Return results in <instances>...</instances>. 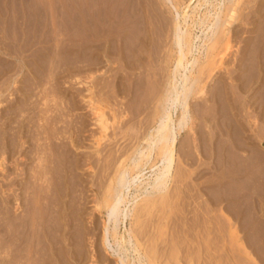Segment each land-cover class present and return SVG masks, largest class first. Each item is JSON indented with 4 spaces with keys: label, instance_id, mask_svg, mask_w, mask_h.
<instances>
[{
    "label": "bare ground",
    "instance_id": "obj_1",
    "mask_svg": "<svg viewBox=\"0 0 264 264\" xmlns=\"http://www.w3.org/2000/svg\"><path fill=\"white\" fill-rule=\"evenodd\" d=\"M92 1L93 0H91L90 2H92ZM102 1H101V3H97V2L96 3H89L87 5V9H82V6H80L81 8H79V11L77 9L78 12L76 14V18H75L76 20L75 21H77L78 26H79L78 29H80L79 34L86 31L88 35L84 34L85 39H81V38L79 39V37H78L79 40L77 41V43H75L76 44V46L74 47L75 50L73 49L72 51L76 52V53H74L77 55V56L75 55V59H78V58L84 59L87 57L88 60H90L91 62L93 61V63L94 62L98 63V61L101 59L100 56H104L107 62L119 63L121 65V68L124 67L126 69H129V71L131 70L132 72H134L135 70H138V72L134 76L127 75V74H126L127 76L121 75L123 77L122 81H120L119 85L116 86V88L118 89V92L120 91L121 93H123V95L125 94L127 97H131L132 98L131 100L133 103L138 102V106H139V103H141L140 104L141 107H138L139 109L137 108L136 112L132 111L130 113H129V111H131L129 109L130 107L128 109H125L123 107L124 110H129V111L122 110L121 112L115 108V110L112 111L113 119L112 118L111 119L113 121L109 120V118L106 116L104 108H103V106L105 105L104 101L108 98V96L106 95V98L103 99L104 98L103 97L104 90H103V94H101V92H102L101 91L100 94H98V95H96L95 93L99 92V90L96 91V89H95L96 92L93 91L94 88H96L102 82L100 81L101 82L100 84L98 83V81L96 82L97 76L91 75V74H93V72H91V74H87L90 76L86 75L87 76L86 81L83 82L82 79L85 76V73H84L85 71L82 70V72H80V73H83L84 76L82 74L80 75L77 72L78 75L82 76L80 83L87 85V94H85V95L83 94L84 96H82V98H83L82 101L84 102L87 109L89 110V112L94 117V125L96 126V128L98 130L97 131L98 136L94 139V141H95L94 142V145H95L94 155L97 156V161L101 162L100 157L102 155V151L106 150L105 148L107 146H111V143L109 141L110 140V134L112 136H114L115 135V133H114L115 129H118V128L122 129L121 127L125 126L129 122L133 123V119L135 117H133V119H128L127 116H129V114H131L132 116L134 115L136 117L138 116V118L140 115L145 114V117H144V119L140 118L141 120H138V121L134 119L135 122L133 123V126L135 128H137L138 130H136L132 134H128L127 137L129 139V143H127L123 147L121 145L120 148L115 149L114 151L112 150L113 148L111 147V149L109 150V155H108V157L111 155V158H110L111 160L107 161L109 159H107V160L104 159V163L101 165L99 172L96 171L97 175L95 174V176L98 177L100 180V183H99L100 187L98 186V184L95 185V182H94V185L96 187L98 186L100 191H98V193L95 194L96 204L93 205V207L95 206L94 210L97 213L102 215V220L100 221L101 222V224H100L101 228L99 227L100 228V238L98 237L99 240L97 241V242H99V244L98 243L94 244V240L92 239L93 238L92 234H91L92 237L88 238V240L90 241V243H89L90 246H88V247H90V250L88 249L87 246H86L87 249L85 248V240L87 241V237L90 236V232H89L90 230L87 229L85 226L83 227V224L85 225V223L83 221L81 222V224L83 223L82 227L80 226L81 228H78V229H77V226L75 227L76 223H74L75 221L77 222V220L81 221L82 217L85 216V214L87 212L85 204L84 205L80 204V207H79L78 206L79 204L76 205L74 203L75 201L69 202L68 200L66 201L64 199L67 196H69V191L73 190V189H70V183H72L71 182L72 180L69 181L68 179H70L69 176L71 173L76 172V170H78L77 169L79 167L78 160L77 161L74 160L75 163L73 161L72 164H69L71 162L70 158H69V160H67L65 158V156L63 155V151H62V153L61 152L59 153L57 150L59 146L57 147V145L55 143H49L51 145L55 144V145H52L51 149H46L45 148L46 146L44 147L43 144L33 146L34 148H32L30 146L34 150H32L28 153L27 158L33 159V160L35 158L36 165L33 164L34 168L30 167L31 169H33V170H31L32 173H30V175L32 177L30 179H32L34 181H32V180L30 181V179L28 180L29 182L27 181L28 182L27 183V193H28L27 195L31 196L32 194L29 195V193H30L29 191H31L33 189H37L38 190L37 193H35L34 196L32 195V197L34 198V200L32 198V200L34 201V204H35V199L37 198V197H35V195H37V194L43 195L44 193H46V195H45L46 197L48 196L50 198V202H47L44 199L46 201V203L43 200V202L45 204L41 202L43 205L40 204L41 207L38 209L37 204H38L39 200L36 199L38 202L36 201V204L34 205L33 201L30 200V197H27V227H26L27 228V264H29V261L31 259H33V261L37 260L38 264H159V261L162 258L161 257L162 255L159 252V254L161 255L160 256L161 258L159 259L158 250L155 246V244H156L155 243L156 242L155 237H160L158 235H160V233L163 234L164 231L163 232H162V230L160 231V229H161V228H159L160 226L157 227L159 224L156 225L154 223L153 220H155V219L160 220L161 222H162V220L159 219L160 215H157L158 213L157 214L155 213L156 215L153 214L152 210L155 209L154 207L157 206L158 204L159 205L157 207H159L161 204H163L164 206L166 204L168 206V203H170V201L174 199L175 194L177 195L180 193V191L178 193L177 189H179L180 185H182L181 182L185 181L183 179L181 181V179H180L181 174L185 173V172H183L185 170H181L180 166L176 164V161L178 159V162H179V159H180V162L186 161L187 164L188 163L190 164V162H188V161H192L193 155L189 151L183 152V150L177 149V145H178V136L181 134L182 131H184L185 129H188L187 131H190V133L196 132L195 128L199 122L197 123V117H196L197 115H195V111H194L195 109L193 110V108H192L193 105H192L191 100H193V99L201 100L204 97V100H205V97L208 96L207 97L208 101H210L211 104L213 103L212 109L214 108V110H215V108H216V110H217L218 107L220 106V104L222 107L221 109H223V111H222L223 113L221 112V114H222L221 117H223V119L222 118H221L222 120L220 119L221 122L218 121V127H217L219 132H220V137H221L220 141L218 140L219 143L217 145L211 146L209 144L210 142L206 144L203 140L204 144H206V145H204L205 146L204 152L210 153V156L211 157L214 156V159H216V162L214 161L215 163L212 164L213 167L211 166V170H213L212 171L213 173L211 172L212 175H210V177L212 176L211 181H214L213 188L214 187L215 188L213 190L215 191V189H216V191H217V189H218L220 191V189H221V190L226 191V189L228 187H233L235 185L237 186L238 183L240 184L241 181L239 182V180H244V181L246 180L247 182L249 179L254 180L256 177L255 169H258V168H260V172H261L260 176H262V180L264 182V147H263V149L257 148L258 146L256 148H254V146H252L253 144L250 145L251 142L249 140H251V139L249 137H251V135L247 138L244 136V133H245V127L244 126L245 125H243V123H242V118H243V120L244 119L246 120L248 125L250 124V126L253 127V126H257L256 125L258 123L257 120L260 121V120H263L262 118H264V56H261L262 54L257 55V56L252 54V52H251L252 43L256 42L255 39H253V37L255 38L256 36H253V37L249 36V35L253 34V32H254V30H253L254 28H252V27L254 25L256 17L258 18L259 14L262 13L261 11H263L262 8H264V7L262 5L263 4L262 0H163L164 3L167 6H169L170 9H172L171 11H174L176 14V16H174V19L172 22L173 25L171 24L172 27H171V30L169 32L170 37H168V38H171V41H172V42H170V44H171L170 52L169 51L167 52V49L165 50V48H167V43H166L167 42L166 41L167 40V36H166L167 30L166 29H167V25L170 23H168L166 25L165 19H164V17H162V19H164L163 20L164 22L162 21L163 23H161L159 25L154 24L152 18L155 15L153 14L154 11H152V9L154 10V7H156V6H154V4H152L153 2L151 0H148V2H147V0H130V1L128 0L129 2L111 0L113 2L110 4L107 2H105L107 4H105L104 2L102 3ZM94 2H95V0H94ZM186 2H188V3H186ZM29 3H31V2H29ZM77 3H78V1H77ZM253 3L256 4V8H254L255 5L253 6ZM71 6H69V7H71ZM152 6H154V7H152ZM47 7H49V6H47ZM50 8H51V6H50ZM39 9H41V8H39ZM48 10H49V8H48ZM111 11L114 13L113 17L111 16V13H110ZM155 12L158 13L157 11H155ZM106 13L108 14V16L104 17V16H106ZM109 14H110V16H109ZM96 15L97 16L103 15V17L105 18L104 20H102L104 22L103 24L98 25V26L96 25L95 20H94L95 19L94 17ZM60 16H62V15H60ZM70 16H72V15H70ZM63 18H64V16H63ZM98 19H99V17H98ZM263 19H264V17H263ZM155 20H156V18H155ZM97 23H99V22H97ZM263 23H264V20H263ZM95 27H97V29H98L97 33H94ZM259 27H261V26H259ZM65 28H67V27H65ZM92 29H93V31H92ZM76 31H78V30H76ZM197 31L200 34H198ZM262 31L263 30H261V33H262ZM78 32H76L77 36L79 35ZM95 32H96V30H95ZM256 32H257V30H256ZM258 32H260V31H258ZM92 33H94V34H92ZM156 34H157V37L159 40L157 39V37H155ZM243 34H247L246 38L244 37V39H242V37L244 36ZM82 35H83V33H82ZM255 35H256V33H255ZM33 36H35V35H33ZM72 36H73V38H75L74 35H71L69 37H72ZM37 37H38V35H37ZM257 37H258V34H257ZM260 37H261V39H263L262 36H260ZM48 38H50V37H48ZM239 38H241L242 40ZM238 39L240 42L243 41L244 45L240 49V51L237 53L238 54L237 58L235 57L236 58V64H235V62L233 63L234 65L232 64L233 66H235L234 69L232 70L231 69L232 67L229 65V62H230L229 58L232 55L234 56V51H233V48L235 46L234 42H236V40H238ZM261 39H259V40H261ZM58 40H59V38H58ZM48 41H50V40H48ZM60 41H61V39H60ZM261 41H263V40H261ZM261 41H259V42H261ZM34 42H35V40H34ZM64 43H66V42H63V45L65 46ZM257 45H258V43H257ZM260 45H263V44H260ZM58 46H57V48H58ZM72 46H74V45H72ZM168 46H169V44H168ZM57 50H60V49H57ZM54 51H56V50H54ZM52 52H53V50H52ZM262 53H264V52H262ZM255 54H256V52H255ZM44 55H45V53H44ZM63 55H65V54H63ZM98 55H100V56H98ZM235 56H236V54H235ZM60 57H62V56H60ZM72 57H74V56H72ZM36 58H38V57L36 56ZM70 58H69V61H70ZM231 59L233 61V58H231ZM38 61H40V60H38ZM82 61H84V60H82ZM234 61H235V59H234ZM76 63H78L77 60H76ZM90 63H88V64H90ZM162 63H164L167 67H171L168 75H164L162 73V71H164L163 70L164 66H161ZM79 66L80 65H78V67ZM84 66H85V64H84ZM92 66L94 68V65L91 64V67ZM228 66L231 68H229ZM96 67L97 66H95L94 69H96ZM118 67L120 70L119 65H118ZM114 68H112L110 73L108 71H107V73H109L110 75L112 74L111 73L112 71H113V73H115L116 69L114 71ZM122 69H121V71H122ZM91 70H93V69L91 68ZM91 70H89V72ZM117 70H118V68H117ZM221 70L228 71V74H229V76H231V78L233 76V80H234L233 83H235V85L233 86L230 83L227 84L228 82L224 83L221 80L223 78H221L220 80L217 79L218 83L220 84V87H218L219 89L215 88L214 89L215 93L212 92L213 94H211V89H210L211 86H206V83L208 80L214 79L216 77V75L218 74V72L220 73ZM100 71H101V69H100ZM124 71H126V70H124ZM226 71H225V74H226ZM244 72H247V74L243 75ZM144 74L146 76V79H145V76H143V77L146 81L148 79H151V81H153V80L155 81V85L154 84L151 85L152 82L149 80L146 82L147 84L145 85L146 89L147 88L149 89L151 87V90H154V89L156 90V91L154 90L153 96L150 95L148 93V91L146 92V89H145V86L143 83L144 80H143V77H141ZM110 75L108 76V78H110ZM71 76H72V74H71ZM104 77H106V80L108 81L107 76H103V78ZM147 77H148V79H147ZM149 77H151V78H149ZM98 78H100V77H98ZM119 80H121V79H119ZM149 82H150V84H149ZM103 83H104V81H103ZM231 83H232V81H231ZM148 84H149V86L150 85L151 86L150 87L147 86ZM79 85H81V84H79ZM103 85H105V84H103ZM106 85H108V84H106ZM229 85H232L233 88L232 87L231 88L233 90L235 88L238 89V92H239L238 97L240 96V94L241 95L243 94L242 97L240 96L241 100H237V98H232V97H236L237 93L231 92V93H234V95H236V96H232L230 91L228 90V88H230ZM81 86H83V85H81ZM153 86L155 87L154 89L152 88ZM101 87H102L101 89H104L103 88L104 86H101ZM99 88H100V86H99ZM150 92L152 93V91H150ZM145 93H147V94H145ZM109 94H110V92H108V95ZM229 95L232 96L231 98L233 101H231V99L229 98L230 97ZM79 98H81V97H79ZM108 99H110V98H108ZM72 100H70V103L74 101V100L73 101ZM107 100L105 102L109 103V101H107ZM211 100H212V102H211ZM100 101H102V102L100 103ZM110 101H111V99H110ZM208 101H206V102H208ZM102 103L104 104L103 106H102ZM121 103H123V102H121ZM126 105H130V104H126ZM151 105H153V106L151 107ZM71 106H74V105H71ZM203 107H205V106H203ZM210 108H211V106H210ZM249 110H251V111H249ZM199 111H201V110H199ZM219 111H220V109H219ZM116 112H119V113H116ZM209 112H210V110H209ZM209 114H211V113H209ZM217 116L218 115H216V117ZM214 117H215V115H214ZM218 117H217V119H218ZM203 119L207 123L208 120H205V118H203ZM116 120H117L116 126H118L117 128H115L116 126H114V123L116 122ZM212 120H214V119H212ZM215 120H214V122H215ZM260 122H262V121H260ZM260 122L258 124H260ZM143 126H144L143 131H140V129ZM261 127L263 128V126H261ZM247 128H248V126H247ZM258 128H256V129L254 128L255 131ZM129 129L130 128H128V130ZM215 130L217 131L216 128H215ZM263 130H264V128H263ZM109 131H110V134H109ZM28 132H30V131H28ZM258 132H259V130H258ZM195 134L197 135V133H195ZM195 134H193V135L195 136ZM29 135H27V138L31 137V136L29 137ZM213 135H215L214 132H213ZM206 136H208L207 133L205 134V137ZM261 136H258L259 141H261L260 140ZM255 137H257V136H254V138ZM16 138H18V137H16ZM201 138H202V135H201ZM38 139H35V140L38 141ZM69 139H71L70 142L72 144L74 140L70 137H69ZM192 139L194 142L195 140H197V137L196 138L194 137ZM108 141H109V143L106 145V142H108ZM208 141H206V142H208ZM114 142H116V141H114ZM127 142H128V140H127ZM57 144H59V143H57ZM112 144H113V142H112ZM254 144H256V143H254ZM27 145H28V143H27ZM49 146H47V148H50ZM62 146L63 145L61 144L60 147H62ZM198 147L199 146H197L195 143V149L196 150L199 149ZM10 148H12V147H10ZM200 148H201V146H200ZM59 151H60V149H59ZM241 151H246L247 154H244L245 156L244 155L241 156V154L239 153ZM178 153H179V155H178ZM200 153H201V151H200ZM177 156H182L183 159H186V160H182L181 159L182 157L179 158ZM197 156H199V155H197ZM86 159H85V161L87 162ZM90 159L91 158H89L88 162H91ZM97 163H96V165H97ZM68 164L70 166H68ZM91 164H92V162H91ZM92 166H93V164H92ZM94 167H95V164H94ZM94 173H95V169H94V171L90 172V174H92V175ZM202 175H203V173H202ZM73 176H75V175H73ZM76 176H77V174H76ZM70 177L72 179H74L72 177V174ZM91 177H93V176H91ZM75 180L77 181V179H75ZM99 180L97 179V182H99ZM37 182H40L39 185H42V183H44V185H45V183H46L45 187L41 186V188L43 187L42 192L40 191V188L38 186H36V184H38ZM91 182H92V180H91ZM241 183L243 184V182H241ZM247 184H246V186H247ZM171 185H172V187H171ZM73 186H75V185L73 184ZM181 187L183 188V185ZM250 187H252V186H250ZM253 187H254V184H253ZM72 188H74V187H72ZM184 188H185V186H184ZM257 188L259 189V187H257ZM257 188H255V189H257ZM101 189H102V192H101ZM179 190H181V188ZM182 190H185V189H182ZM232 190L234 191L233 188H232ZM236 191L238 192V190H236ZM252 191H254V190H251V192ZM31 193H33V192H31ZM224 194H226V193H224ZM224 194H223V196H226ZM236 194L238 195V193H236ZM253 194H254V192H253ZM99 195L101 196V200L99 199V197H100ZM228 196H230V195H228ZM184 197L182 196V198H184ZM215 197H216V194L214 192L213 198L215 199ZM244 197L242 199H244ZM247 198H248V196H247ZM51 199H52V201H51ZM68 199H70V198L68 197ZM235 199H236V197H235ZM93 200H94V198H93ZM249 200H251V198ZM252 200H253V198H252ZM41 201H42V199H41ZM213 201H214V204H213L214 207H218L219 204H221V201L224 202L223 197H222V200L216 199ZM225 201H226V199H225ZM239 201H241V200H239ZM93 202L95 203V201H93ZM211 203H213V202H211ZM164 206L159 207V208H161V210H160L161 212L159 211V208H158V210L157 209L154 210V212L157 211V212L162 213L161 216L163 218H164V215H166L164 212L166 209L165 210L163 209ZM214 207H212V208H214ZM233 207H235V205ZM165 208H167V207H165ZM162 209H163V212H162ZM170 209L171 208H169L167 210V212H169ZM38 212H40V213H38ZM91 212H94L93 208H92ZM89 214H90V216L92 215L91 213H89ZM151 214H153V216H150ZM168 214L169 213H167V216H166L167 218H168ZM183 215L184 214H182V216ZM154 216H157L158 219ZM195 216H197V215L195 214ZM153 217L155 219H153ZM186 217H187V215H186ZM186 217H185V219H189ZM167 218L165 220H167ZM192 218H195V217L193 216ZM9 219H11V218H9ZM199 219H202V218L199 217ZM190 220L188 222H190ZM192 220H191V222H192ZM197 220H193L192 225H194V223H199V225H200V223L202 221L197 222ZM160 221H159V223H160ZM179 221H181V217H180ZM127 223L129 224V228H127ZM202 223H201V226L204 225ZM154 224L157 227L156 230L160 231V232H156V230H155L156 227ZM260 224H262V223H260ZM15 225H17V224H15ZM164 225H165L164 223H163V225L161 224L162 227H164ZM187 225H189V223ZM187 225H186V227H187ZM190 225H191V223H190ZM3 226H4V223L0 222V231L3 230ZM149 226H151V228H153V230H155V233H157L156 236H155V234H153L154 231L152 232V230L149 228ZM13 227H15V226H13ZM17 227H20L19 222H18ZM122 227H123V231H121ZM188 227L190 228V226H188ZM204 227L205 226H203L202 228H204ZM206 227L208 228L209 226L207 225ZM213 227L214 228L216 227L215 228V231H216L218 226H213ZM213 227L211 226V228H212L211 232L217 233L219 230L217 232H215V231H213ZM147 228H149L150 231H148ZM192 228H193V226H192ZM195 229H194V231L198 232ZM9 230H10V228H9ZM24 230H25V228H24ZM87 230H89V231L87 232ZM163 230H165V228H163ZM180 230H181V228H180ZM185 230H183V231H185ZM205 230L207 232L208 229H205ZM7 231L8 230L6 229L5 232H7ZM17 231H19V230L17 229ZM183 231H180V232H182L184 234ZM191 231L188 229V232L190 234L192 233ZM200 231H202V229ZM15 232H16L15 229H14V231L12 230L11 232L8 231L7 232L8 238H10V237L12 238V236L14 237ZM203 232H204V230L202 231L201 234H203ZM206 232L204 233L205 236H206ZM2 233H3V231H2ZM182 233H181V235H182ZM198 233H200V232H198ZM21 234H24L23 230H21L19 232V235H21ZM187 234L188 233L186 231L184 238L189 237ZM197 234L195 235L196 237L199 236V234H198V236H197ZM201 234L198 238L192 236L193 237L192 239L196 238L194 240L195 242L197 240H200L201 239L200 237L203 236ZM191 235H193V234H191ZM191 235H190V238H191ZM212 235H213V233H212ZM216 235L218 236V234H215V236ZM17 236H18V233H17ZM143 236H147V238H148L147 240L149 241V243L147 244V246L149 244L152 245V248L148 251L147 250L144 251V249H143L144 252H142L140 249L139 239H138V238H140V241H141V238ZM173 236H174V234H173ZM215 236L213 235V237H214L213 239L216 238ZM23 237L25 238L24 235H23ZM180 238H179V240L181 241ZM184 238H183V240H184ZM203 238L204 237H202V239ZM192 239H191V241H192ZM207 239H205L204 241H206ZM4 240H5V237H4ZM183 240L181 242L180 241L179 242L182 243V242H184ZM201 240H200V244H204L203 243L204 241L202 240V243H201ZM142 241H145L144 244L146 243V240H142ZM186 241L187 240H185V242ZM189 241H190V239H189ZM213 241H215V240H213ZM6 242H7V239L5 240L4 243H6ZM171 242L173 243L172 240H171ZM188 242L186 244L187 247L189 246V243H190V242L189 243ZM192 242H191V245L193 243H195V242H193V243ZM206 242H208V241H206ZM206 242H205V244H206ZM216 242H217V240H216ZM216 242H214L213 244H215ZM8 243L10 244V240ZM197 243L199 246V241H197ZM1 244L3 245V243H1ZM205 244L202 245L203 246L202 249L200 247L201 245L199 246L201 250H204L205 248H207V246L204 248ZM209 244H210V242H209ZM209 244H208V246H209ZM4 245H6V244H4ZM86 245H87V243H86ZM97 245H100V249H98L99 246L97 247ZM176 245L178 246V244H176ZM191 245L189 248L194 247L196 245V243L194 244V246H191ZM7 246H8V244H7ZM196 246H195V248L199 249V247L198 246L196 247ZM147 248H149V246ZM189 248H188L187 253L192 252L191 251L192 249L189 250ZM217 248H218V246H217ZM145 249H146V245H145ZM194 249H193V252L196 250V249L195 250ZM198 249L196 251L199 252ZM213 249H214V247H213ZM183 250L185 251L187 249L183 248ZM217 250H215L214 252H216ZM13 251H15V250H13ZM196 251H195V253H196ZM200 252H203V251H200ZM195 253L192 255H195ZM17 254H18V252H17ZM185 254H186V251H185ZM196 254L198 255V253H196ZM171 255L175 256L173 254H171ZM176 255H178V254H176ZM190 255L188 254V257H190ZM0 256H1V253H0ZM12 256H14V255L12 254ZM172 256H171L172 261H170V262L173 263L174 257H172ZM200 256H201V254H200ZM215 256L218 257L217 255H215ZM165 257H168V256L166 255ZM183 257H185V255ZM188 257L186 256V258H188ZM213 257H214V255H213ZM216 257H214V258L216 259ZM4 258H5V256H4ZM179 258H180V256H179ZM163 259H164V257H163ZM176 259H177V257H176ZM188 259L190 260V258H188ZM169 260L170 259L168 258V262H169ZM164 261H166V258ZM182 261L184 262V260H182ZM11 262H12L11 258H10V260L7 259L8 264H10ZM161 262L162 263H160V264H163V261H161ZM34 263H32V264H34ZM166 263H167V261H166ZM175 263L178 264L177 261ZM187 263H188V260H187ZM214 263H215V261H214Z\"/></svg>",
    "mask_w": 264,
    "mask_h": 264
},
{
    "label": "rangeland",
    "instance_id": "obj_2",
    "mask_svg": "<svg viewBox=\"0 0 264 264\" xmlns=\"http://www.w3.org/2000/svg\"><path fill=\"white\" fill-rule=\"evenodd\" d=\"M77 1H78V3H77ZM88 1L87 0H76V1L75 0H0V198H1L0 199V219H1L0 222L4 223L3 230L0 231V253H1L0 264H8L7 259L10 260V258L12 260V262H11L12 264L13 263L14 264H27V228H26L27 227V197H30V200H32V198H33L32 195L34 196V194L37 193V191H38L37 189H33V190L29 191L30 192L29 195L30 194H32V195L31 196L27 195L28 194L27 193V183L29 182L28 180L30 178H32L30 173H32L31 170H33V169H31V168H34V165H36L35 158H34V160L27 158L28 153L30 151L34 150V149H32V148H34L33 146L43 144L44 147L46 146L45 147L46 149H51L52 145L56 144L57 147L59 146L57 149L58 152L62 153V151H63V155L65 156V158L67 160H69V158H70L71 162L69 161L70 162L69 164H72V162L74 160H76V161L78 160V162H79L78 163L79 167L77 168L78 170H76V172L71 173L72 177L74 179H72L70 177L71 174L69 173L70 179H68V180L69 181L72 180L71 181L72 183L69 182L70 183V189H73V190L69 191V196H67L64 199L66 201L68 200L69 202L75 201L74 203L76 205L79 204L78 205L79 207H80V204L81 205L85 204V206H86L87 212H86L85 216L83 215L84 217H82L81 221L77 220V222L76 221L74 222V223H76L75 227L77 226V229L82 227L83 223L81 224V222L83 221L85 223V225L83 224V227L85 226L87 229L90 230V231L87 230V232L88 231L90 232V236L87 237V241L85 240V248H86V246L87 247L90 246V244H89L90 241L88 240L89 237L93 236L92 239L94 240V244L95 243L99 244V242H97V241L100 238V228H101V225H100L101 222L100 221L102 220V215L97 213L94 210L95 206L93 207V205L96 204L95 194L98 193V191H100L99 190L100 180L98 177L95 176L96 171L99 172L101 165L104 163V159L105 160L109 159L107 161L111 160L110 159L111 155L108 157L109 150L111 149V147L113 148L112 150L114 151L115 149L120 148L121 145L123 147L124 145L129 143V139L127 137L128 134H132L133 132L138 130L137 128H135L133 126V123L135 122L134 119L138 121V120L144 119V117H145V114L140 115L139 118H138V116L136 117L134 115L132 116L131 114H129V116H127L128 119H133V117H135L133 119V123L129 122L125 126L121 127L122 129H120V128L115 129V131H114L115 135L114 136H112L110 134V131H109V134H110V140L109 141L111 143V146H107L105 148L106 150L102 151L103 156L101 155V157H100L101 162L97 161V156L94 155V149H95L94 148L95 147L94 139L98 136L97 135L98 130H97L96 126L94 125V117L92 116V114L89 112L86 105L82 101L83 100L82 96L87 94V85L80 83V80L82 79V76H80V75L81 74L83 75V73H80V72H82V70L85 71L84 72L85 76L83 75L84 77L82 79L83 82L86 81L87 76H90L87 74H91V72H93V74H91V75L97 76L96 82L98 81V83L100 84L101 82L103 83V81H104L103 84H105V85H103L101 83L96 88H94L93 91L96 92L97 90H99V92L95 93L96 95H98V94H100L101 91H102L101 94H103V90H104V94H103L104 98L103 97L102 98L105 99L106 95H107L108 98L111 99V101L108 98H107L108 100L106 99L107 101H109V103L105 102L106 100L104 101L102 99L105 103V105L102 103V106L104 105L103 108H104L105 114L109 118V120L113 119L112 111H114L115 108L121 112L122 110H124V108L128 109L130 107L129 109L131 111H129V110H124V111H129V113L132 111L136 112V109L138 107H141V105H140L141 103H139V106H138V102H134L135 103L134 104L131 100L132 99L131 97H127L125 94L123 95V93H121L120 91L118 92V89L116 88V86L119 85L120 81H122L123 77L121 75H125V76L132 75V76H134V75H136L138 70H135L134 72H132L131 70L129 71V69L122 67L124 70H126V71H124L121 68V65L119 63L107 62L105 57L100 56V55H98L101 58L98 61V63H95V62L93 63V61L91 62L90 60H88L87 57L84 59H79L77 57L78 59H75L76 54H74V53H76V52L72 51L73 49L75 50V48H74L76 46L75 43H77V41L80 38L85 39L84 34H87L86 31H84V32L81 31L83 33V35H82V33L79 34L80 29H78L79 28L78 23H77V21H75L76 20L75 19L76 14L79 11V8H81L80 6H82V9H87V5L89 3H96V2L101 3L102 0H95V2H94V0L92 2H90L91 0H88ZM113 1H116V0H113ZM113 1L103 0L102 3L107 2L110 4ZM118 1L129 2L130 0L129 1L128 0H124V1L118 0ZM151 1L150 2L152 4H154V6H156V7L152 6V7H154V10L152 9V11H154L153 14L156 16V17L153 16V18H152L154 24L159 25V24L164 22L163 21L164 19H165L166 25L168 23H170L167 25V29H166L167 30V32H166L167 33L166 34V36H167V40H166L167 41L166 42L167 48H165V50L167 49V52L168 51L170 52V46H171L170 42H172V41H171V38H168V37H170L169 32H170L171 27L173 25L172 22H173L174 16H176V14L174 11H171L172 9H170L169 6H167L164 3L163 0H151ZM29 2H31V3H29ZM147 2H148V0H147ZM262 2H263L262 5L264 7V0H262ZM107 3H105V4H107ZM186 3H188V2H186ZM45 6L46 7L49 6V7L46 8ZM50 6H51V8H50ZM69 6H71V7H69ZM253 6H254V8H256L255 3H253ZM39 8H41V9H39ZM48 8H49V10H48ZM77 9H78V11H77ZM262 10L263 11H261V12L264 14V8H262ZM155 11H157L158 13H156ZM110 13H111V16L113 17L114 13L112 11ZM262 13L259 14V16H258L259 19L256 17V20H255L254 25L252 27V28H254L253 29L254 32H253V34L249 35L252 37L256 36L255 38L253 37V39H255L256 42H253L254 44L252 43V47H251L252 54H254L256 56L261 55V54H262L261 56H264L263 55L264 53H262V52H264V33H263L264 32V23H263L264 15ZM60 15H62V16H60ZM70 15H72V16H70ZM63 16H64V18H63ZM107 16H108V14L106 13V16H104V17H107ZM109 16H110V14H109ZM98 17H99V19H98ZM104 17H103V15H100V16L96 15L94 17L95 18L94 20H95V23L97 26L104 23L102 21L105 19ZM162 17H164V19H162ZM155 18H156V20H155ZM97 22H99V23H97ZM259 26H261V27H259ZM65 27H67V28H65ZM76 30H78L79 32ZM95 30H96V32H95ZM95 30H94V33H97V31H98L97 27H95ZM256 30H257V32L258 31H260V32L257 33ZM261 30H263L262 33H261ZM92 31H93V29H92ZM76 32H78V34H79L78 36H77ZM94 33H92V34H94ZM255 33H256V35H255ZM198 34H200V33L198 32ZM257 34H258V37H257ZM33 35H35V36H33ZM37 35L39 38L37 37ZM71 35H74L75 38H73V36L69 37ZM243 35H242L243 36L242 39H244V37L246 38L247 34H243ZM260 36H262L263 39H261ZM48 37H50V38H48ZM78 37H79V39H78ZM155 37H157V34L155 35ZM58 38H59V40H58ZM60 39H61V41H60ZM157 39H158V37H157ZM239 39H241V38H239ZM239 39L236 40V42H234V44H235V46L233 48L234 56L232 55L229 58V61H230L229 65L232 68L229 66L228 67L231 68L232 70L235 67V66H233L234 65L233 63L235 62V64H236V58L238 55L237 53L240 51V49L244 45L243 41L240 42ZM259 39H261L263 41H261ZM34 40H35V42H34ZM48 40H50V41H48ZM259 41H261V42H259ZM63 42H66V43H64L65 46L63 45ZM257 43H258V45H257ZM168 44H169V46H168ZM260 44H263V45H260ZM72 45H74V46H72ZM57 46H58V48H57ZM51 49L53 50V52ZM57 49H60V50H57ZM54 50H56V51H54ZM255 52H256V54H255ZM44 53H45V55H44ZM63 54H65V55H63ZM235 54H236V56H235ZM36 56L38 58H36ZM60 56H62V57H60ZM72 56H74V57H72ZM69 58H70V61H69ZM231 58H233V61ZM234 59H235V61H234ZM38 60H40V61H38ZM76 60L78 63H76ZM82 60H84V61L86 60V61L84 62ZM88 63H90V64H88ZM77 64L80 66L78 67ZM84 64H85V66H84ZM91 64L94 65V68H95V66H97L98 68L96 67V69H94L93 66L91 67ZM118 65L120 66V70H119ZM161 66H164L163 67L164 71H162V73L164 75H168L171 67H167L164 63H162ZM91 68L93 70H91ZM112 68H114V71L116 69L117 73L116 72L113 73V71H112L111 72L112 76H111L109 73L112 70ZM117 68H118V70H117ZM88 69L91 71L89 72ZM100 69H101V71H100ZM121 69L123 72L121 71ZM107 71L109 73H107ZM225 71L226 70H221L220 73L218 72V74L216 75V77L214 79L207 81L206 86H211L210 87L211 94L215 93V91H214L215 88L219 89L218 87H220V84L218 83V80H220L221 78H223L221 80L224 83L228 82L227 84L230 83L233 86L235 85V83H233L234 82L233 76L231 78V76H229V74H228V71H226V74H225ZM77 72L80 75H78ZM71 74H72V76H71ZM245 74H247V72H244L243 75H245ZM109 75H110V78H108ZM103 76H107L108 81L109 80L110 81L108 82L106 80V77H104L105 78L104 79ZM143 76H145V74L142 75L141 77H143ZM98 77H100V78H98ZM149 78H151V77H149ZM119 79H121V80H119ZM145 79H146V76H145ZM145 79L143 77L144 86L147 84L146 82L148 80L151 81V79H148V77H147V79H148L147 81ZM231 81H232V83H231ZM151 82H152L151 85H153V84L155 85L154 80ZM79 84H81L83 86H81ZM106 84H108V85H106ZM149 84H150V82H149ZM149 84L147 86H149ZM232 85H229V87L231 88ZM99 86H100V88H99ZM101 86H104L103 87L104 89H101L102 88ZM152 88L154 89L155 87L153 86ZM230 88H228L230 93L231 92L237 93L236 94L237 96L234 95V93H231L232 96H236V97H232L229 95L230 96L229 98L231 99V101H233L232 98H237V100H241L240 98L242 97L243 94L242 95L240 94L241 97L240 96L238 97V95H239L238 89L235 88L233 90L232 89L233 87L231 89ZM95 89H96V91H95ZM145 89H146V86H145ZM154 90H151V87H150L149 89L148 88L146 89V92L148 91V93L153 96ZM150 91H152V93ZM108 92H110V94H109L110 96L108 95ZM145 94H147V93H145ZM79 97H81V98H79ZM207 97H205V100H204V97L201 100L198 99L199 101L197 99L191 100L192 105H193L192 108H193V110L195 109L194 110L195 115H197L196 116L197 117V123L199 122L195 128L196 129L195 133H197V135L195 133H192V132L190 133V131H187L188 129H185L178 136L177 149L183 150V152L189 151L193 155V159H192L193 162L188 161V162H190V164L188 163L189 165L186 163V161H184L186 164L183 161L180 162V159H179V162H178V159L176 161V164L180 166V169L185 170V171H183L185 173H182L181 178H180L181 181H182V179L185 180V181L181 182V184L183 185V188L181 187L182 185H180L179 189L181 188V190L177 189L178 193L180 191V193L177 194L179 197L175 194L174 199L176 201L174 199L171 200L170 203H168V206L165 203H164L165 206L163 204L160 205L161 207L164 206V208H163L164 210L166 209L164 211L166 214V215H164V218L161 216L162 213H160L161 212L160 211L161 208H159L160 206L157 207L159 204L154 207L155 209L152 210L153 214L158 213L157 215L161 216V217L159 216V219L162 220V222L160 220H156L154 217H156L157 219H158V217L154 216L153 217V219H155V220H153L154 223L156 225L159 224L157 227L160 226L159 227V228H161L160 231L162 230V232L163 231L165 232V233L163 232V234L160 233V235H158L160 237H155V241H156L155 246L158 250V255H159L158 257H159V259L162 257L161 258L162 260L160 259L159 264L162 263L161 261H163V264H176L175 263L176 261L178 262V264H183V263L184 264H188V263L190 264L191 262H192L191 264H216V263L217 264H264V193H263L264 192V182L262 180V176H260L261 175L260 168H258L259 170L254 168L256 171V172L254 171L256 173V177L254 180L249 179L248 180L249 183L246 180L245 181L239 180V182L241 181V182H243V184L240 182V184L238 183L237 186L235 185L233 187H228L226 189V191L220 189V191H221L220 192L217 189V191H218L217 192L216 189H215V191L213 190L215 188V187L213 188L214 181H211L212 176L210 177V175H212V173H213L212 172L213 170H211V166L213 167L212 164H214L216 162V159H214V156L211 157L210 153L204 152L205 151L204 145H206L209 142H210L209 144L211 146L217 145L219 143L221 137H220V132H219L217 127H218V121L221 122V120L223 119V117H221L222 116L221 112L223 111V109H221L222 108L221 104L219 106L220 108L218 107L217 110H216V108H215V110H214V108L212 109L213 103L211 104L210 101H208ZM70 100H72L73 102L70 103ZM206 101H208V102H206ZM101 102L102 101H100V103ZM121 102H123V103H121ZM211 102H212V100H211ZM70 104L74 105V106H71ZM126 104H130V105H126ZM202 105L205 107H203ZM152 106L153 105H151V107ZM210 106H211V108H210ZM208 109L210 110V112ZM219 109H220V111H219ZM199 110H201V111H199ZM249 111H251V110H249ZM208 112L211 113L212 115L209 114ZM116 113H119V112H116ZM214 115H215V117H214ZM216 115L219 116V117L217 116L218 119H217ZM203 118H205V120H208L207 123L204 121ZM212 119H214V120L216 119L215 122ZM262 119L263 120H260L262 122L257 120V122L258 123L260 122V124L257 123L256 124L257 126L251 127L250 124L248 125L246 120L244 119L245 120L244 121L242 118V123H243V125H245L244 126L245 127L244 136L247 138L251 135L252 138L251 137H249V138L252 141L251 140H249V141L251 142L250 145L253 144L252 146H254V148H256L258 146L257 148L263 149V147H264V135H263L264 134V130H263L264 118H262ZM116 124H117V120L114 123V126H116ZM247 126H248V128H247ZM261 126H263V128ZM117 127L118 126H116L115 128H117ZM128 128H130V129L128 130ZM215 128L217 129V131L215 130ZM252 128L253 129L258 128V129L255 131V129L253 130ZM141 129H140V131H143L144 126ZM27 130L30 132H28ZM258 130H259V132H258ZM213 132L215 135H213ZM206 133L208 136L205 137ZM193 134H195V136ZM27 135H29V137L30 136L31 137L27 138ZM201 135H202V138H201ZM253 135L257 136V137L254 138ZM15 136L18 138H16ZM68 136L74 140L73 141L74 144L73 143L71 144V142H70L71 139H69ZM258 136H261L260 137L261 141H259ZM194 137L195 138L197 137V140H195L196 142L195 141L193 142L192 138H194ZM34 138L35 139L39 138V139L37 141ZM127 140H128V142H127ZM203 140L206 144H204ZM109 141L106 142V145L109 143ZM114 141H116V142H114ZM206 141H208V142H206ZM112 142L114 145L112 144ZM27 143H28V145H27ZM49 143H55V144L51 145ZM57 143H59V144H57ZM195 143L197 146H199L198 147L199 149H197V150L195 149ZM254 143H256V144H254ZM61 144L63 145L62 146L63 148L60 147ZM47 146H49L50 148H47ZM200 146H201V148H200ZM10 147H12V148H10ZM59 149H60V151H59ZM200 151L202 154L200 153ZM241 152H239L241 154V156H243L244 154H247L246 151H241ZM178 155H179V153H178ZM197 155H199V156H197ZM177 157L180 158L182 156H177ZM89 158H91L90 161L92 162L93 166H92L91 162H88ZM85 159L87 160V162L85 161ZM181 159L186 160V159H183V157ZM95 162L96 163L98 162L97 165ZM74 163H75V161H74ZM69 164H68V166H70ZM94 164H95V167H94ZM94 169H95V173L93 175L90 174V172L94 171ZM202 173H203V175H202ZM76 174H77V176H76ZM73 175H75L76 177ZM91 176H93V177H91ZM75 179H77V181ZM97 179L99 180V182H97ZM31 180L32 179H30V181ZM91 180H92V182H91ZM32 181H34V180H32ZM94 182H95V185L98 184V186H99V187L97 186L98 188L94 185ZM37 183L38 184H36V186H38L40 188V191L42 192V189H43V187H45L46 183H45V185H44V183H42V185H39L40 182H37ZM73 184L75 186H73ZM246 184H247V186H246ZM253 184H254V187H253ZM41 186H43V187L41 188ZM184 186H185V188H184ZM250 186H252L253 188ZM72 187H74V188H72ZM171 187H172V185H171ZM257 187H259V189ZM232 188L234 189V191L232 190ZM255 188H257V189H255ZM182 189H185V190H182ZM236 190H238V192ZM251 190H254V191L251 192ZM213 191L216 194L215 199L213 198L214 197ZM31 192H33V193H31ZM101 192H102V189H101ZM253 192H254V194H253ZM222 193L223 194L226 193V194H224L226 196H223ZM236 193H238V195ZM45 195H46V193H44L43 195L42 194L35 195V197H37L36 199L39 200V202H40L39 203L35 199V204H36V201L38 202V204H37L38 206L36 205L38 209L41 207L40 204L43 205L42 203H44V202L46 203V201L50 202V198L48 196L46 197ZM228 195H230V196H228ZM182 196L183 197L185 196V197L182 198ZM221 196L223 197L224 202L221 201V204H219L218 207H214V205H213L214 201L213 200H216V199L222 200ZM247 196H248V198H247ZM68 197L70 199H68ZM235 197H236V199H235ZM243 197H244V199H242ZM40 198L42 199V201ZM93 198H94V200H93ZM250 198H251V200H249ZM252 198H253V200H252ZM99 199L101 200V196L99 197ZM225 199H226V201H225ZM33 200H34V198H33ZM43 200H44V202H43ZM239 200H241V201H239ZM51 201H52V199H51ZM93 201H95V203ZM211 202H213V203H211ZM33 204H34V201H33ZM234 205L236 208L233 207ZM165 207H167V208H165ZM212 207H214V208H212ZM92 208H93L94 212H91ZM158 208H159L160 212H157V211L154 212V210H156V209L158 210ZM169 208H171V209L169 212H167V210ZM163 209H162V212H163ZM38 213H40V212H38ZM89 213H91L92 215L90 216ZM167 213H169L168 218L166 217ZM153 214H151L150 216H153ZM182 214H184V215L182 216ZM195 214L197 216H195ZM186 215H187V217H186ZM193 216L196 219L192 218ZM180 217H181V221H179ZM185 217L189 218V219H185ZM199 217L202 219H199ZM9 218H11L12 220ZM166 218H167V220H165ZM191 218L193 220L198 219L197 222L202 221L203 223L202 222L201 223L204 224L203 226H205V227L208 225L209 226L208 228L204 227L205 229H208L207 232L204 228H202L203 226H201V223H200V225H199V223H194V225H192L193 220ZM190 219L192 220V222ZM189 220H190V222H188ZM159 221H160V223H159ZM18 222H19L20 227H17ZM163 223L165 224L164 227L161 226V224L163 225ZM186 223L187 224L189 223V225H187ZM190 223L193 226V228L190 225ZM260 223H262V224H260ZM15 224H17V225H15ZM156 225H155V227H156ZM186 225H187V227L190 226L191 229L189 227L187 228ZM13 226H15L16 228ZM211 226L212 227L218 226L216 231H215L216 227L215 228L213 227V231H215V232H217L218 230L219 231L217 233L211 232L212 231ZM157 227L155 228V230L157 229ZM9 228H10V230H9ZM24 228H25V230H24ZM127 228H129L128 223H127ZM149 228L152 230V232L154 231L153 234H155V236H156L157 233H155V230H153V228H151V226H149ZM149 228H147L148 231H150ZM163 228H165V230H163ZM180 228H181V230H180ZM6 229L10 232L12 230L14 231V229H15L16 230L15 236H14L15 238L13 236H12V238L11 237L8 238V234H7L8 231L5 232ZM17 229L19 231H17ZM188 229L190 231L193 229L191 231L192 232L191 234H193V235H191L188 232ZM194 229L200 233L194 231ZM201 229H202V231L204 230L203 234H201L202 233V231H200ZM21 230H23L24 234L19 235V232ZM183 230H185V231H183ZM2 231H3V233H2ZM121 231H123V227H122ZM160 231L156 230V232H160ZM180 231H183L184 234ZM186 231H187V233H188L187 235L189 237L184 238ZM205 232H206V236L204 235ZM17 233H18V236H17ZM181 233H182V235H181ZM197 233L199 234V236H200V234L203 235L202 237H204L205 239L208 238L206 240L208 242H206V241H204L205 240L204 238H203L204 239L203 240L202 237H200L204 241L203 242L204 244L206 242L204 248L206 246H207V248H205V249L203 248L204 250H201L203 247L202 245H204V244H200L201 239L197 240V241H199V246L201 245L200 246L201 249L198 246L197 241L196 242L194 241L196 238L199 237ZM212 233L214 236H215V234H218L219 237L216 235L215 236L216 238L213 239L214 237H213ZM91 234H92V236H91ZM173 234H174V236H173ZM196 234L198 237L195 236ZM23 235L25 236V238L23 237ZM190 235H191V238H190ZM179 236L180 237L182 236V237L180 238ZM192 236L196 237V238L192 239L193 238ZM4 237H5V240L7 239L6 243H4L5 242ZM179 238L181 239V241L184 238V240H183L184 242L180 243L181 241L179 240ZM188 238L190 239V241ZM138 239H139L140 249L142 252H144L146 250L148 251L152 248V245H150V244L148 245L149 248H147L148 247L147 244L149 243V241L147 240L148 239L147 236H143L141 238V241L146 240L145 244H144L145 241L141 242L140 238H138ZM191 239L193 242L196 243V245L199 247V249L195 248L196 245L194 246L195 243H193L191 241ZM9 240H10L11 245L8 243ZM171 240L173 241V243L171 242ZM185 240H187V241L185 242ZM202 240H201V243H202ZM213 240H215V241H213ZM216 240L218 243L216 242ZM187 242L189 243L188 247L186 245ZM191 242L193 243L192 245H191ZM209 242H210V244H209ZM214 242H216L215 243L216 245L213 244ZM1 243H3V245ZM86 243H87V245H86ZM207 243L209 244V246ZM4 244H6V245H4ZM7 244H8V246H7ZM176 244H178V246ZM145 245H146V249H145ZM190 245L194 246V247L189 248ZM98 246H99L98 249H100V245H97V247ZM217 246H218V248H217ZM213 247H214V249H213ZM183 248L187 249V250H185L186 254H185V251L183 250ZM188 248H189V250L192 249L191 250L192 252L189 251L190 253H187ZM194 248L196 250L198 249L199 252L196 251ZM88 249L90 250V247H88ZM143 249H144V251H143ZM193 249L196 251V253H198L199 256L195 253V251L193 252ZM13 250H15V251H13ZM215 250H217V251L214 252ZM200 251H203V252H200ZM17 252H18V254H17ZM159 252L162 256L159 254ZM194 253H195V255H192ZM199 253L201 254V256ZM12 254L14 256H12ZM171 254H173L175 256H172ZM176 254H178V255H176ZM183 254L185 255V257H183L184 256ZM188 254L189 255L191 254L190 257H188ZM166 255L168 257H165ZM213 255H214V257H216L215 255H217L218 257H216V259H215L213 257ZM4 256H5V258H4ZM171 256L174 257V260L177 257V259L175 261L173 260V263L170 262V261H172ZM179 256H180V258L182 257L181 259L184 260V262L179 258ZM186 256L188 258H190V260L188 258H186ZM163 257H164V259H163ZM192 257L193 258L195 257V258L193 259ZM165 258H166L167 263H166V261H164ZM168 258L170 259L169 262H168ZM186 259L188 260V263H187ZM30 261H29V264H32L35 261L36 262L34 264H38L37 260L33 261V259H31ZM214 261H215V263H214Z\"/></svg>",
    "mask_w": 264,
    "mask_h": 264
}]
</instances>
